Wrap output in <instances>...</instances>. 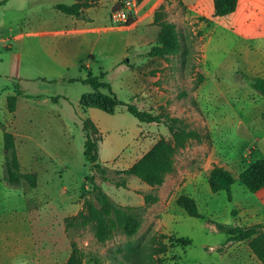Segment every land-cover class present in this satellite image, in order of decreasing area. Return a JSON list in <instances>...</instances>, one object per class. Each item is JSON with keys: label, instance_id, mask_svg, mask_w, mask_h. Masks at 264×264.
<instances>
[{"label": "rangeland", "instance_id": "374dc122", "mask_svg": "<svg viewBox=\"0 0 264 264\" xmlns=\"http://www.w3.org/2000/svg\"><path fill=\"white\" fill-rule=\"evenodd\" d=\"M245 1L239 0L236 10L221 18L220 23L228 24L226 33H204L200 28L195 33H178L176 50L161 57L167 63H174V77L170 73L172 69L167 71V67H161L159 63L155 71H148L150 78L156 71L161 75L155 82L154 91L149 88L147 93L145 89L148 85L141 83L132 92L125 84V75L131 72L125 64L115 65L112 69L106 66L101 69L93 66L91 69L94 74L104 73L103 80L109 82L118 99L135 103L157 114L161 113L164 115L163 119L167 117L178 121L185 131L194 135L185 141L183 147L177 148L173 171L166 174L164 182L159 186L149 185L133 176L127 178L125 187L117 186L116 181L122 176L114 171L128 168L161 137L170 138L165 123H142L121 109L112 114L97 108L82 110L79 97L91 89L79 82L47 86L45 91L57 95L48 102H44L41 96H35L38 91L37 84L28 82L25 85L30 89L31 95L20 97L17 109L21 112L28 108L27 105H35L47 113L37 118L40 124L36 125V130L40 132L37 135L38 142L43 147L56 151V166L48 164L43 168H54L57 172L54 175V187L57 188L55 192L59 194L60 185L64 184L71 193L77 181L81 185L80 179L83 175L84 183L77 192L78 199L72 200L82 201L80 212L88 210V202L96 208L99 207L90 181L85 180L88 170L83 157V119L89 118L97 128L93 137L98 142L99 161L105 168L104 174L100 175L94 170L90 174L114 206L123 209L136 208L134 212L140 221L137 232L131 236L123 232L121 225L107 221L105 230L108 232L103 239H99L95 222L91 219L87 218L82 223L73 218L66 220L73 216L65 217L63 221L68 239L65 241H68L69 252L71 244H74L77 250L84 253L88 264H94V260L99 261V264H113L116 260L127 262L125 258L131 253L138 256V264H210L212 257L226 253L228 246L234 243L226 244L227 235L216 230L213 224L220 222L229 226L238 225L237 205L250 199L251 196L246 194L251 195L252 192L244 188L246 192L242 193L244 186L237 182L233 190L235 197L229 201L224 190H204L208 184V180L204 181L206 174H203V179L196 188L188 180L195 170L202 169L208 162L207 157L212 151L219 163H223L226 170L237 176L248 164L249 156L254 155L255 151L250 152V149H254L262 135L260 130L264 128V98L249 88L237 90L232 79L233 73H237L235 63L238 26L234 18L242 13L240 7ZM201 19L204 22L210 20L206 16ZM116 30L118 33L126 32L118 27ZM156 35L148 38L152 40V46L155 45ZM145 48L140 52H144ZM132 54L136 55L135 52ZM220 62L224 63L223 67L217 65ZM4 70L0 76V93L14 91L19 85L18 79L7 78L10 76L8 67ZM212 70L216 73L224 71V74L215 76ZM133 72L137 75L140 70ZM163 81L165 85H161ZM52 110L60 111L62 116L58 119L50 116L48 112ZM3 112L0 110V119L5 126L8 123L11 128L13 117L8 111L6 100ZM258 125L262 127L255 128ZM60 145H63V150L59 149ZM45 151L46 149L39 150L36 153L44 159ZM62 163H66L67 167L63 168ZM44 172L49 175V170ZM182 194L189 195L196 201L203 217L189 216L176 204V198ZM70 199L71 196L67 198ZM59 200L52 199V204ZM31 201L35 203L34 199ZM40 202H45V199ZM43 208L46 210L44 205ZM40 223H45L44 218ZM172 227L182 238L171 232ZM46 234L49 235V232ZM215 263L221 264V260Z\"/></svg>", "mask_w": 264, "mask_h": 264}, {"label": "crops", "instance_id": "0c3cea01", "mask_svg": "<svg viewBox=\"0 0 264 264\" xmlns=\"http://www.w3.org/2000/svg\"><path fill=\"white\" fill-rule=\"evenodd\" d=\"M120 1L87 0L80 12L73 15L58 10L56 5H71L76 0H0V76L8 67L10 76L7 78L18 79L19 85L16 88L21 91L17 96L15 110L11 112L13 130L8 123L5 126L1 119L0 123L15 137L22 171L34 172L38 177L37 185L30 194L11 188L3 180L4 150L0 125V264H64L70 252L68 241H65L68 239L63 219L82 210V201L72 199L77 197V192L84 183V176H81V185L77 181L71 193L69 187L61 184L60 193L57 194V188L54 187V175L57 172L54 168L43 169L48 164H56V151L44 148L37 139L40 134L36 130V125L40 124L37 118L47 113L35 105H27L28 108L21 112L17 109L19 98L31 95L30 89L25 85L28 82L37 84L35 96H41L44 102H48L57 96L44 90L51 84L79 82L70 79L84 77L91 72L93 66L112 69L115 65L125 64L126 68L131 69L125 75L126 86L133 92L134 87L146 83L148 87L145 90L148 93L149 88L154 91L156 80L161 78L159 71L152 78L148 75V71L158 68V63L161 67H167V71L172 69L170 73L174 77V63L149 55L152 40L148 38L159 32L161 21L174 23L178 33H195L198 28L203 29L204 33H226L228 29V24L220 23L224 16H212L213 0H142L136 5L128 25H114L110 22L109 15ZM160 2L164 4L163 14L156 20V7ZM240 8L242 13L234 18L238 26L235 63L237 73H233L232 79L237 90H253L249 87L247 77L264 78V0H246ZM202 16L210 20L204 22L200 20ZM117 27L126 32L118 33ZM143 47L146 48L141 53ZM217 65L223 67L224 63ZM137 69L140 73L136 75L133 71ZM213 73L215 76H222L224 71ZM165 84L163 81L161 85ZM16 90L0 93L2 112L5 100L8 96L15 95ZM48 114L56 119L62 116L58 110H52ZM261 127L262 125H258L255 128ZM260 132L262 135L254 146V156L264 158V128ZM44 149L47 152L42 153L45 157L41 159L36 152ZM59 149L63 150V145ZM213 152L210 153V158L207 157L208 162L202 169L195 170L188 180L193 188L203 179V174H206L204 181L207 182L213 162L223 167V163H219ZM61 166L66 168L67 164L62 163ZM44 170H49V175ZM237 176H234L236 180L231 186L232 197H235L234 185L239 182ZM244 188L245 186L241 189L242 193L246 192ZM204 190H210L208 184ZM70 196L71 199L67 200ZM246 196L251 197L237 205V224L264 226V188ZM31 198L35 203H32ZM58 198L60 200L52 204V199ZM42 199L45 202H40ZM43 218L44 224L40 223ZM170 230L178 238L181 237L174 227ZM218 260H221V264H264L253 254L246 241L230 244L226 253L212 257L210 264H216ZM83 264H88L87 260L84 259Z\"/></svg>", "mask_w": 264, "mask_h": 264}, {"label": "trees", "instance_id": "16d2710c", "mask_svg": "<svg viewBox=\"0 0 264 264\" xmlns=\"http://www.w3.org/2000/svg\"><path fill=\"white\" fill-rule=\"evenodd\" d=\"M87 0H76L71 5L58 4L56 8L66 14L77 15L80 9L86 5ZM142 0H137L139 4ZM238 0H213V17L226 16L233 13L237 8ZM119 3L114 7L117 9ZM164 4L160 2L156 7V20L160 19L163 14ZM131 22V17L130 21ZM129 24V23H128ZM127 24V25H128ZM160 30L156 35L155 45L151 47L150 55L165 57L173 53L178 47V31L174 23L168 21L160 22ZM249 78V87L256 91L261 96H264V78L247 77ZM104 73L92 74L88 72L84 77H76L70 81H79L90 87L91 91L83 93L79 98V105L82 110L88 108H97L106 113H114L117 109L126 111L142 123H165L170 132V138L161 137L156 143L138 160L131 164L128 168L114 171L115 174L122 176L116 181L117 186L125 187L127 178L130 176L136 177L141 181L159 186L164 180L166 174L173 171L174 155L178 147H183L185 141L194 136L185 131L178 121L172 119H163L164 115L155 113L150 109H145L137 106L135 103L124 102L117 98L112 91L109 82L103 80ZM105 90V92H104ZM21 94L20 90H16L15 95L7 97L8 111L15 110L17 96ZM264 118V113L262 114ZM179 123V125H178ZM2 127L3 141V166L2 178L11 188L20 189L24 194L32 191L37 185V174L34 172H24L20 167L17 156L15 137L11 131ZM83 128L85 130V140L83 145V157L87 165L88 173L85 175V180H89L92 185V190L95 194V200L99 207L96 208L91 202L86 204L88 210L79 212L69 219H77L83 221L87 218L95 222V231L99 239H103L108 232L105 230L106 222L116 223L123 227V232L126 235H133L137 232L140 221L134 210L136 208L123 209L114 206L108 195L99 186L91 171H96L100 175L104 174L105 168L101 165L98 158V142L95 139L94 133L97 128L89 118L83 119ZM254 149L251 148L250 152ZM248 164L238 173L237 179L250 192H256L264 188V158L250 155ZM208 184L212 192L224 190L227 193V199L231 201V186L235 182V178L231 172L223 167L214 164L208 173ZM176 204L181 207L189 216L203 217L199 212L196 201L189 195L182 194L176 198ZM216 230L224 232L227 235L226 244L236 241H246L248 247L257 257L258 260L264 262V226L261 224H251L248 226L234 225L229 226L224 223L215 222L213 224ZM69 256L64 264H83L84 253L77 250L74 244H71ZM135 254L127 256V262L115 261L113 264H138ZM94 264H99V261L94 260ZM105 264V263H102Z\"/></svg>", "mask_w": 264, "mask_h": 264}, {"label": "built area", "instance_id": "2783aa9c", "mask_svg": "<svg viewBox=\"0 0 264 264\" xmlns=\"http://www.w3.org/2000/svg\"><path fill=\"white\" fill-rule=\"evenodd\" d=\"M117 9H113L109 20L114 25H127L137 5V0H121Z\"/></svg>", "mask_w": 264, "mask_h": 264}]
</instances>
